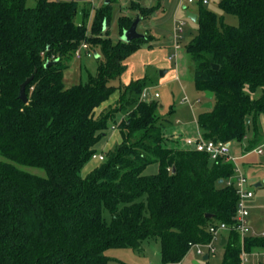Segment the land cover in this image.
<instances>
[{"label": "trees", "instance_id": "obj_1", "mask_svg": "<svg viewBox=\"0 0 264 264\" xmlns=\"http://www.w3.org/2000/svg\"><path fill=\"white\" fill-rule=\"evenodd\" d=\"M27 3L0 0V264H108V250H141L149 239L160 242L163 264H180L192 245L211 241L210 226L233 225L236 163L172 142L176 109L162 118L163 106L141 101L145 78L111 84L150 38L114 44L104 28L109 6L96 12L88 36L84 10L83 24L76 23L80 3ZM197 5L198 31L186 49L196 90L214 94L213 107L197 116L200 135L241 144L253 130L254 150L263 140L257 122L264 115V0H220L237 26ZM138 8L140 17L155 11ZM132 23L129 16L119 21L122 31ZM85 40L100 46L104 59L99 55L87 83L66 87L68 62ZM32 75L24 103L20 87ZM116 92L122 107L99 114ZM127 108L121 143L84 174ZM152 165L156 173H148ZM223 249L222 264H242L243 252L264 249V236L243 240L230 230Z\"/></svg>", "mask_w": 264, "mask_h": 264}, {"label": "rangeland", "instance_id": "obj_2", "mask_svg": "<svg viewBox=\"0 0 264 264\" xmlns=\"http://www.w3.org/2000/svg\"><path fill=\"white\" fill-rule=\"evenodd\" d=\"M220 0H209V3L205 6L206 9L216 13L218 16H224V21L228 25L237 26L239 20L236 16L225 14L219 8ZM29 7H35L37 0H28ZM82 11H85L87 22V35L91 33V23L97 11L108 7L111 9V21L105 25V31L109 30V37L114 44L121 41L122 31L119 21L123 16H129L134 22L139 15V6L141 8H155L151 14L146 17H140L141 21L138 26V32L144 34L145 37H149V42H146L142 47L134 52L130 57L124 61L125 70L119 80L111 82L114 86L120 84L128 85L132 81L145 78L146 87L149 88L150 93H159L160 98L154 99L159 106H163L158 109L160 117H167L169 111L173 108L176 109L175 116L172 119H181V124L176 127L181 129L183 134L172 135V130L169 131L168 137L172 139H180V147L185 145V140L188 137H199L200 130L197 125V116L202 110L203 105L207 102L204 94L198 92L194 83V63L187 53V45L197 33V24L187 17V11L196 13L199 10L197 4H188L187 0H87L80 3ZM133 4L137 8H133ZM184 7H188L184 9ZM83 13V12H82ZM184 20L185 33L180 40L181 47L176 51L175 49V37L174 31L178 26V22ZM133 24V23H132ZM128 29V28H127ZM108 32V31H107ZM101 37H107L103 33L98 35ZM89 50L79 48L82 58L78 59L74 53L69 62L68 69L65 71V85L66 87H72L78 84H85L88 82L91 75H95L98 71V58L104 59L100 46L91 44L89 40H85ZM82 45V44H81ZM91 53V55H90ZM175 56L173 61L169 60V56ZM166 71L164 76H161V72ZM187 99V101H184ZM120 93L116 92L112 98L102 105L98 110L101 112H113L120 105ZM152 101V100H150ZM132 109L119 110L117 113V123L114 124L108 132V135L97 146V153L104 155V161L106 159V153L114 150L117 145L121 143V134L119 125L124 118H127ZM258 128L261 132L263 140L254 150L248 149V141L254 136L253 130L248 134L249 139L241 144L232 142L231 145L235 152L236 165L238 170L244 174L254 191V198L251 201L253 206L251 209V220L255 221L259 230L264 229V115H261L258 119ZM174 140H172L173 142ZM238 146V147H237ZM258 149H262L263 153H258ZM102 161V162H104ZM101 162H90L85 167L84 174L94 166L100 165ZM25 170L37 174L39 176H45V171L39 168L26 167ZM158 171L157 165H152L148 169V173H156ZM261 183L262 186L256 187L257 183ZM109 219V215L106 214ZM217 247L216 253H209L208 248H203L205 254L209 255V260L204 261L205 255L198 253V247L194 246L190 249L187 256L180 264H222L224 249L221 246V238L215 242ZM106 255L110 258L108 264H163L161 261V244L159 241L149 239L143 243L141 250L134 249H110L106 252Z\"/></svg>", "mask_w": 264, "mask_h": 264}, {"label": "built area", "instance_id": "obj_3", "mask_svg": "<svg viewBox=\"0 0 264 264\" xmlns=\"http://www.w3.org/2000/svg\"><path fill=\"white\" fill-rule=\"evenodd\" d=\"M188 4H198L199 1H202L203 4H208L209 0H187ZM188 7H184V9H187ZM184 20H180L178 22V26L175 28L174 31V37H175V49L176 51L180 49L181 42L180 40L183 38V34L185 33L184 29ZM80 48H83L84 50H89V46L87 43H82ZM76 57L78 59L82 58V54L80 53L79 49L75 52ZM91 55V53H90ZM174 55L169 56V60H174ZM160 98L159 93H154L152 95L150 93L149 88H145L142 95H141V101H149L151 99H157ZM184 101H187L185 99ZM232 142H222V141H213V140H205L201 135L199 137H188L185 140V145L187 148L191 150H196L198 152H204L209 154L212 160H217L219 158H225L228 161H233L236 163V158L232 154ZM258 153H263L262 149L257 150ZM92 161L102 162L104 161V155L103 154H94L92 157ZM236 173V192L238 194L239 200L237 204V210L236 215L234 218V224L229 226L225 223H219L216 225H212L209 227V232L212 235V239L209 243L206 244H196L192 245V247L197 246L198 247V253L200 255H206L203 248H208L209 253H216L217 247L215 246V242L221 238V242L223 238L227 237V233L230 230H234L238 232L241 236V238L244 240L246 237L250 236H264V229L258 230L255 228L251 223V209L252 205L250 202L254 198V191L251 189V185L247 179V177L238 170V167L236 165L235 169ZM208 255V254H207ZM250 255L249 253L243 252L242 254V264H251L250 262ZM262 257V260H264V253L260 254ZM209 256V255H208Z\"/></svg>", "mask_w": 264, "mask_h": 264}, {"label": "water", "instance_id": "obj_4", "mask_svg": "<svg viewBox=\"0 0 264 264\" xmlns=\"http://www.w3.org/2000/svg\"><path fill=\"white\" fill-rule=\"evenodd\" d=\"M64 1H76L78 3H83V2H86L87 0H64ZM109 2V0H108ZM197 14L195 13H192L190 11H187V17L191 20H193L194 22L197 21ZM141 21V18L140 17H137V19L133 22V24L131 25V27L127 30H124L123 32V35L121 36V41L125 42V43H130L131 41L133 40H136V39H141V38H145V35L144 34H141L138 32V26H139V23ZM84 22L83 20V13H82V8L79 7L78 9V13H77V19H76V23L78 25H82ZM99 57V55L97 56V58ZM50 63H53V62H48L47 66L50 65ZM214 68L217 70L219 69V66H214ZM166 74V71H162L161 72V76H164ZM34 79V75H32L31 77L27 78L26 81L21 85L20 87V96L19 98L24 102V103H28L29 99H28V96H27V93H26V88L27 86L32 82V80ZM205 97L207 99V102L203 105V108H212L213 107V97H214V94L213 92L211 91H206L205 92ZM249 119L247 120V122L249 123ZM262 186L261 183H258L256 184V187H260ZM226 242V238H223L222 239V242H221V246L223 247L224 244ZM204 261H208L209 259V256L208 255H205L204 256ZM194 264H199L198 262H194Z\"/></svg>", "mask_w": 264, "mask_h": 264}, {"label": "crops", "instance_id": "obj_5", "mask_svg": "<svg viewBox=\"0 0 264 264\" xmlns=\"http://www.w3.org/2000/svg\"><path fill=\"white\" fill-rule=\"evenodd\" d=\"M195 14H197V11H196V13ZM192 39V38H191ZM167 73V72H166ZM142 79V78H141ZM176 122H177V125H179V124H181V119H176ZM183 131V130H182ZM181 131V129L179 130V128H177L176 127V129L174 130V134L175 135H179V134H183V132ZM200 134H201V132H200ZM238 147V146H237ZM235 152H237V151H234L233 150V147H232V154H234V156H235ZM260 183V182H259ZM258 184V183H257ZM250 204L251 205H253V206H255V207H257L256 205H254V204H252L251 202H250ZM251 223H252V225L255 227V228H257V226H256V223H255V221H253V220H251ZM258 229V228H257ZM262 253H264V249H255L252 253H251V255H250V262H251V264H262V263H264V260H262V257H261V255L260 254H262Z\"/></svg>", "mask_w": 264, "mask_h": 264}]
</instances>
